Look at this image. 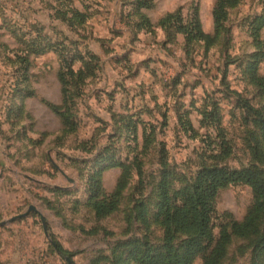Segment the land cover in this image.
Wrapping results in <instances>:
<instances>
[{
	"label": "rangeland",
	"instance_id": "374dc122",
	"mask_svg": "<svg viewBox=\"0 0 264 264\" xmlns=\"http://www.w3.org/2000/svg\"><path fill=\"white\" fill-rule=\"evenodd\" d=\"M215 1L0 0V264H139L134 252H166L162 179L173 207L204 166L264 173V88L251 77L264 76V0H240L219 28ZM178 11L215 42L159 25ZM63 57L85 75L66 105ZM95 184L109 199L121 188L101 218ZM253 204L247 185L219 191L214 243L192 264L222 228L217 264H264V216L255 234L232 231ZM188 239L173 235L177 255Z\"/></svg>",
	"mask_w": 264,
	"mask_h": 264
},
{
	"label": "trees",
	"instance_id": "16d2710c",
	"mask_svg": "<svg viewBox=\"0 0 264 264\" xmlns=\"http://www.w3.org/2000/svg\"><path fill=\"white\" fill-rule=\"evenodd\" d=\"M141 3L147 0H138ZM240 0H216L213 8L214 23L219 28L227 18V10L234 7ZM176 13L165 15L159 22L161 27H168L172 24L177 26V31L184 34L189 41L197 40L204 42L207 46L212 45L216 40L215 36L205 34L197 18L192 14L191 20L184 23ZM179 18L178 23H174ZM259 19L258 22H262ZM177 22V21H176ZM259 28L255 31V40L258 46L261 45L259 39ZM261 57L255 55L256 61ZM75 59L63 57L62 69L58 73V80L61 85V92L64 105L67 104L70 94V84L75 75L81 79L84 75L83 68L75 72L73 70ZM255 67V65H254ZM252 80L261 88H264V76H258L254 71ZM51 108L58 113L62 119L69 118L67 111L61 107L51 105ZM258 113V111H256ZM206 119L211 117L210 113H205ZM205 119V118H204ZM208 124H211L209 122ZM207 124V125H208ZM262 141L264 143V120L262 123ZM166 178L162 179L160 184L161 202L160 206L163 212V222L165 225V239L167 242L166 252L164 254L151 255L148 253L140 254L134 252L133 259L139 264H192L199 255H206L207 251L214 243V224L212 214L215 213V202L219 191L235 184H244L251 188L254 196V204L248 211L247 216L241 223H234L232 231L239 236L255 234L258 222L264 216V173L254 167L250 169H230L221 166H204L198 173L193 186L190 189H184L178 194L180 203L171 207V200L168 196ZM96 185V191L92 193V205L97 218L109 215L117 206V200L120 195L119 188L113 198L102 197L99 192V185ZM99 192V193H98ZM102 197V198H101ZM176 232H182L189 235L186 242V249L182 255H177L173 251V235ZM230 234L225 228H222L219 239L211 252L204 257L203 264H217L222 252L229 241ZM58 246L61 254L64 251ZM264 248V242H263ZM71 259V255H70Z\"/></svg>",
	"mask_w": 264,
	"mask_h": 264
},
{
	"label": "water",
	"instance_id": "95a60500",
	"mask_svg": "<svg viewBox=\"0 0 264 264\" xmlns=\"http://www.w3.org/2000/svg\"><path fill=\"white\" fill-rule=\"evenodd\" d=\"M32 211H36V208L33 207V206H31V207L29 208V210H28L27 213H25V214H23V215H20V216H17V217H14V218H12L9 222H12V221H14V220H16V219H19V218H22V217H25L26 215H28V214H29L30 212H32ZM43 224H44V227H45V233L47 234V230H46V226H45L44 221H43ZM4 225H6V222H2V223H1V226H4ZM54 246H55V244H54ZM66 260H67L68 264H73V262H72V260H71L70 258H66Z\"/></svg>",
	"mask_w": 264,
	"mask_h": 264
},
{
	"label": "crops",
	"instance_id": "0c3cea01",
	"mask_svg": "<svg viewBox=\"0 0 264 264\" xmlns=\"http://www.w3.org/2000/svg\"><path fill=\"white\" fill-rule=\"evenodd\" d=\"M23 264V263H22Z\"/></svg>",
	"mask_w": 264,
	"mask_h": 264
}]
</instances>
